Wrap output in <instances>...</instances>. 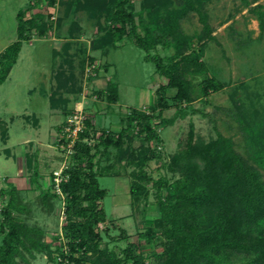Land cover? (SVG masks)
<instances>
[{"label": "trees", "instance_id": "16d2710c", "mask_svg": "<svg viewBox=\"0 0 264 264\" xmlns=\"http://www.w3.org/2000/svg\"><path fill=\"white\" fill-rule=\"evenodd\" d=\"M210 1L182 0L177 7L174 0H140L138 16L133 10L134 0L59 1L64 11L56 20V30L71 13H85L95 22L93 51L115 47L130 37L166 83L155 91V109L151 113L132 109L125 117V126L117 132L97 131L89 118L85 120V129L70 156L72 164L62 172L59 192L53 183L54 190L50 188L41 195L42 206L46 208L50 201L49 210L52 201L60 199L58 194L64 203L63 224L51 242L44 240L46 232L42 228L20 218L29 208L18 190L0 192L2 199L7 198L1 209L0 264H31L29 259L34 260L36 254H44L51 264H142L146 257L138 253V243H129L124 257L114 249L102 247L107 229L103 232L98 227L106 222L101 207L106 191L100 188L98 176L119 177L115 168L120 165L125 170L132 168L127 173L131 208L147 200L149 186L156 192L158 216L152 226L137 234L138 240H154L160 245L161 252L153 253L156 264H264V127H260V122L248 123L240 116L245 122L241 125L246 134V157L235 150L231 138L221 134L210 141L197 139L191 125L185 144L164 163L170 173L179 177L172 181L154 180L146 170L150 162L161 160L157 149L160 146L153 145L160 142L157 127L175 122V117L163 118V112L170 109V102L191 103V78L208 73L203 61L204 46L215 40L206 9ZM240 1L250 6L247 0ZM43 2L49 8L56 0ZM39 3L40 0H32L17 12L16 40L0 54V85L16 64L22 44L35 36L44 37L53 28L47 22L48 16L38 10ZM250 11L256 16L260 34H264L262 6L256 5ZM193 14L202 29L197 35H187L181 23ZM80 28L75 20L71 21L68 42L60 50L64 65L54 76L59 84L50 95L52 110L70 103L60 91L79 93L73 85L67 86L76 78L70 50ZM195 40L197 50L192 48ZM159 47L172 48L173 54L152 56L150 51ZM52 53L54 60L60 56L59 50ZM90 60L93 62L94 58ZM200 86L202 96L223 88L214 78H205ZM169 89L175 90L172 97L167 96ZM93 94L105 97L109 105L118 98L117 87L110 82L105 90ZM63 125L58 127V134ZM0 127L3 137H7L2 121ZM135 139L140 140L138 147L133 145ZM101 160L107 164L100 166ZM56 241L58 245L54 246Z\"/></svg>", "mask_w": 264, "mask_h": 264}, {"label": "rangeland", "instance_id": "374dc122", "mask_svg": "<svg viewBox=\"0 0 264 264\" xmlns=\"http://www.w3.org/2000/svg\"><path fill=\"white\" fill-rule=\"evenodd\" d=\"M59 1L66 0H56L55 5L48 8L40 0L38 10L48 16L47 22L53 28L44 37L35 36L22 44L16 64L0 85V121L7 131V137L4 138L3 127H0V192L10 189L19 191L29 208L20 218L29 225L42 228L46 232V242L55 239L61 230L64 203L62 196L57 193L60 199L51 200L53 207L49 210L50 201L45 208L41 203V195L53 189L54 173L63 172L72 164L57 147V129L76 110L75 104L86 95L81 105L96 130L117 132L125 126V117L132 109L150 110L151 113L155 109V91L166 83V79L156 73L155 64L145 60L146 53L127 37L119 48H110L108 55L100 59L102 63L107 61L110 64L103 75L117 87L118 102L108 106L105 97H96V100L101 101L96 102L93 99L96 90L84 81L87 64L94 66L96 72L101 67L96 65L95 58L91 62V57L85 56L88 42L89 48H92V40L96 35L95 22L85 13L76 16L71 13L68 27L75 20L81 28L75 34L78 37L74 39L70 50L76 78L67 87L73 85L79 93L60 91L61 97L68 98L70 103L65 108L52 110L50 95L59 84L54 76L64 65L61 49H58L60 56L54 60L52 51L56 47L49 39L56 31L57 18L63 15L64 8ZM176 1L181 3V0ZM247 1L249 7L240 0H212L207 4L209 22L216 34L215 40L207 41L204 46L203 58L207 62L208 73L191 78V103L177 105L170 102V109L163 112V118L175 117V122L173 125L157 127L160 142L153 145L160 146L157 149L161 160L150 162L146 169L154 180L166 178L172 181L179 177L178 174L170 173L164 163L185 144L191 125L197 139L210 141L219 134L231 138L235 150L244 157L247 156V141L241 125L245 122L240 116L248 123L260 122V127H264V34H260L256 16L250 11L256 5H261L264 12V0ZM28 2L10 0L7 5L9 20L6 33L9 42L16 40V32L12 30L15 27V6L18 4L22 8ZM133 10L137 16L140 14V0H134ZM182 26L190 35H197L202 29L197 16L185 21ZM2 42L0 47L7 41ZM192 48L197 50L199 45L194 44ZM170 53V48L162 47L150 51L152 56L162 58L168 57ZM205 78L216 79L223 88L202 96L200 83ZM174 94L175 90L167 91L168 97ZM133 145L138 147L140 140L135 139ZM29 161L31 166H28ZM106 164V161L101 160L100 166ZM115 170L120 172L119 177L98 176L100 188L106 191L101 201L106 222L98 227L103 232L107 229L105 235L101 232L102 247L114 249L124 257L128 244L138 243V253L146 257L142 264H156L153 253L161 252L158 242L153 240L148 243L146 239L137 238V234L152 226L158 216L156 192L149 186L147 200L131 208L127 173L132 168L125 170L120 165ZM6 201L7 198L0 197V222L1 209ZM1 242L0 236V245ZM57 243L54 242V246ZM29 261L31 264H51L44 254H36L35 259ZM126 264L135 263L128 261Z\"/></svg>", "mask_w": 264, "mask_h": 264}, {"label": "crops", "instance_id": "0c3cea01", "mask_svg": "<svg viewBox=\"0 0 264 264\" xmlns=\"http://www.w3.org/2000/svg\"><path fill=\"white\" fill-rule=\"evenodd\" d=\"M13 1H16V3H17L18 1H24V0H13ZM28 1H29L28 4L26 6H24V7H22V8H21V6H18V4H16V6H15L16 7V10L13 13V18L15 20V22H14L15 23V27L12 29V30H14V32H16V27H17V22H16L17 12L20 9L26 8L31 3L32 0H28ZM9 2H10V0H0V42L3 43L2 42L3 40H6L7 41L6 44H3L0 47V54L10 44H12L14 42V41L13 42H9L8 35L6 33V32H8L6 30H7L8 20H9V15L7 14L6 9H7V5H8ZM174 2H175V4H176L177 7H180L182 5V0H181V3L177 2L176 0H174ZM193 16H196V15L195 14L191 15L188 19L184 20L181 24L183 25V23L185 21H188ZM197 19H198V17H197ZM68 24H69V20L64 21L63 24H62V26H61V28L58 29V30H56V31H54L51 34V37L49 39L53 42L54 46L56 47L53 50H55V49L56 50L61 49L63 47V45L66 42H68V37H67ZM182 29H183V26H182ZM183 31L185 32L184 29H183ZM212 31H213L212 32V36L214 38H216V34H215L214 30H212ZM187 35H190V34H187ZM76 44H78V43H76ZM194 44L197 45V41L196 40L194 41ZM90 46H91V43H90ZM120 46H121V43L117 44L115 47H110V48H115L116 49V48H119ZM86 47H87V50L85 51V56L86 57H93V58H95L96 59V65H101V67H99V69H98V72L95 71V67L93 66L94 67V72L96 73V76H95V78H92L90 81H88L86 85H90V88H94L96 91L97 90H105L106 87H107V84L110 82V80H108L107 78H105L103 74L108 71V69H109L108 67L110 66V64L107 61H105L104 63H102L100 61V59L108 55V52H109L108 50L110 48L105 49L104 51H93L91 47L89 48V42H88V45ZM170 50H172V48H170ZM172 54H173V50H172ZM172 54L170 53L168 56H171ZM52 56H53V53H52ZM203 61L207 65V62L205 61V58H203ZM88 66H89V64H87V67ZM169 90H173V89H169ZM96 97H98V96H94L93 99L96 102H101L99 100H96ZM85 98H87L86 95H83L82 98L75 104L76 110H80V109L84 110L82 108L81 101H83ZM117 102H118V98H117ZM106 105L110 106L109 104H107V102H106ZM111 105H113V104H111Z\"/></svg>", "mask_w": 264, "mask_h": 264}, {"label": "built area", "instance_id": "2783aa9c", "mask_svg": "<svg viewBox=\"0 0 264 264\" xmlns=\"http://www.w3.org/2000/svg\"><path fill=\"white\" fill-rule=\"evenodd\" d=\"M95 76L96 73L94 72V67L88 66L85 72V84H87V82L92 78H95ZM143 111L146 110L143 109ZM86 119L87 117L85 116V113L82 109L73 111V113L68 116L61 132L57 135V147L65 154V158L68 160L73 153V148L76 144L79 134L85 129ZM54 174V183L57 187V192H59L58 185L61 181L62 171Z\"/></svg>", "mask_w": 264, "mask_h": 264}]
</instances>
